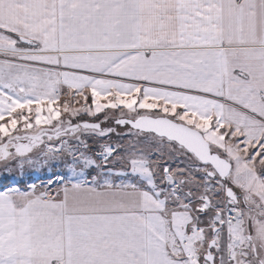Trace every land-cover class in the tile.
I'll list each match as a JSON object with an SVG mask.
<instances>
[{
  "label": "snow or ice",
  "instance_id": "obj_1",
  "mask_svg": "<svg viewBox=\"0 0 264 264\" xmlns=\"http://www.w3.org/2000/svg\"><path fill=\"white\" fill-rule=\"evenodd\" d=\"M0 183V264H264V0H0Z\"/></svg>",
  "mask_w": 264,
  "mask_h": 264
},
{
  "label": "rangeland",
  "instance_id": "obj_2",
  "mask_svg": "<svg viewBox=\"0 0 264 264\" xmlns=\"http://www.w3.org/2000/svg\"><path fill=\"white\" fill-rule=\"evenodd\" d=\"M37 176H38V179L36 178V176L33 177V180H35V182H39V180H46L48 178L47 175L41 174V173H38ZM2 183H7V182L4 181ZM2 183H0V186H2Z\"/></svg>",
  "mask_w": 264,
  "mask_h": 264
}]
</instances>
